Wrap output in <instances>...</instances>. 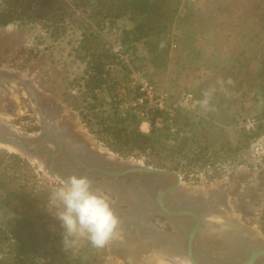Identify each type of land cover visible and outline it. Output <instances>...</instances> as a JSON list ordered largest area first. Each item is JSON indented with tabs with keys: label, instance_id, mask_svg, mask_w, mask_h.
<instances>
[{
	"label": "rangeland",
	"instance_id": "1",
	"mask_svg": "<svg viewBox=\"0 0 264 264\" xmlns=\"http://www.w3.org/2000/svg\"><path fill=\"white\" fill-rule=\"evenodd\" d=\"M206 7L207 0H182L179 14L186 16L191 11L204 10ZM232 14L228 12L227 15L232 17ZM115 24L116 30L102 32L104 43L112 49L122 46L128 59L121 41L125 35L122 30L130 28L131 23L123 17ZM248 25L246 21L243 27ZM244 30L249 32L248 29ZM80 39L81 31L76 27H70L58 39L53 38L42 23L16 22L0 27V130L8 137H37L48 129L67 145H83L86 151L105 161L149 166L146 156H127L112 150L94 133L98 124L84 122L80 94L83 90L81 78L85 75L87 64L79 58ZM172 43L168 63L164 67H155L145 59V53L141 51L142 44H137L141 57L145 59H142L141 64L147 74L141 72L157 85L159 92L170 91L174 99H178L183 92L194 94L205 83L211 94L225 92L232 95L230 109L223 123L212 120L213 108L205 103L203 91L200 94L204 98L203 103L196 109L190 106L178 109L183 115L187 113L186 116L194 123L201 121V126H204L203 130L209 139L202 137L200 141L209 146L205 157L209 159L210 165H198L189 175L181 167L177 172L182 178L177 194L214 201L213 211L203 216V236L211 245L229 247L236 240L244 238L264 248V128L261 126L264 119L260 118L264 99L259 92L260 58L254 57V50L241 57L246 46L242 36L234 29L225 33L218 46H213L211 55L196 62H193L192 43L182 42V47L176 41ZM125 46L130 47L131 43H125ZM113 69L119 79L126 80V92L119 87V91L129 98L125 101L135 100L137 92L124 77L125 71L116 65ZM177 111L173 116L163 113L167 119L164 120L162 115V127L169 123L172 131H177L179 126L174 122ZM137 126L146 134L152 128L144 124L141 118ZM146 128L147 132L144 131ZM197 132H201L200 127ZM244 133H256V136L245 141ZM182 135L194 138V134L186 133V130ZM49 145L57 149L55 143L50 142ZM237 147L238 150H235ZM194 148L200 152L196 146ZM0 168L1 172L6 171L15 181L25 183L33 196H38L37 211L42 215L44 227L51 232V237L47 251L35 257L36 264H60L62 255L75 264H192L189 257L177 247L176 236L144 241L137 249L129 251L123 245L131 235L123 233H118L103 248L92 246L86 238L66 246L64 230L56 218L62 206L54 199L61 179L50 172L49 163L18 147L0 143ZM95 180L98 182L101 179ZM101 191L108 199L115 201L113 191ZM127 207L122 205V208ZM12 217L9 208L0 209V229L9 235L8 241L0 244L1 260L14 255L16 239L8 232V222ZM116 217L119 220L117 229H123L127 222L125 216ZM146 226L171 233L176 231L169 220L160 214H154L146 220Z\"/></svg>",
	"mask_w": 264,
	"mask_h": 264
},
{
	"label": "trees",
	"instance_id": "2",
	"mask_svg": "<svg viewBox=\"0 0 264 264\" xmlns=\"http://www.w3.org/2000/svg\"><path fill=\"white\" fill-rule=\"evenodd\" d=\"M234 1L207 0L204 10L181 16L182 0H1L0 27L16 22L42 23L55 39L65 35L70 27L80 29L79 58L87 64L85 75L81 78L83 90L80 94L84 122L98 124L94 133L115 152L146 156L149 158L147 164L159 169L178 172L183 167L189 175L198 165H210L205 157L209 146L200 141L202 137L209 139L201 121L196 124L186 116L187 113L183 115L178 110L174 119L179 126L176 132L172 131L169 123L162 128L157 127L152 119L150 133H143L137 126L139 117L131 111H123L119 106L129 98L119 91L120 87L126 92V80L119 79L113 68L120 66L128 81L133 70H140L146 75L138 43L142 44L145 59L155 67L167 65L173 41L180 46L185 41L192 43L193 62L204 60L213 53V46H218L225 33L234 29L242 36L246 46L241 57L254 50V57L260 58L259 92L264 99V0ZM228 12H233L232 17L227 15ZM123 17L131 23L130 28L122 30L125 35L121 41L128 64L122 63L114 50L107 47L102 34L103 31L116 30L115 22ZM246 21L249 25L244 28ZM128 42L130 47L125 46ZM201 91L205 93L206 104L213 108L212 120L223 123L232 95L225 92L211 94L203 83L194 93L196 103L192 109L203 103ZM163 113L166 120L167 115ZM260 118L264 119V108ZM261 126L264 128V124ZM199 127L201 132L196 133ZM184 130L194 134V138L184 137ZM255 136L256 133H244L243 140L248 141ZM194 146L200 152H196ZM38 204V196H33L25 183L15 181L0 168V209L9 208L12 211L8 232L16 239L14 255L6 260L0 259V264H36L35 257L47 251L51 232L44 227L42 215L37 211ZM8 239V233L0 229V244ZM72 263L62 255L60 264Z\"/></svg>",
	"mask_w": 264,
	"mask_h": 264
},
{
	"label": "water",
	"instance_id": "3",
	"mask_svg": "<svg viewBox=\"0 0 264 264\" xmlns=\"http://www.w3.org/2000/svg\"><path fill=\"white\" fill-rule=\"evenodd\" d=\"M50 142L55 143L57 149H53ZM0 143L45 159L50 172L60 179L71 175L87 177L94 191H113L116 199H108L110 207L115 216L123 215L127 221L123 229H117V233L131 235L123 245L127 251L137 249L145 241V236L150 238L147 242L176 236L179 238L177 247L189 257L192 264H254L257 258L264 256L263 247L244 238L236 240L229 247L208 243L203 236V216L213 211L215 203L178 195L182 178L175 171L105 161L86 151L83 145H67L48 129L37 137H8L0 130ZM58 157L61 160L57 161ZM95 178L101 180L97 182ZM122 205L129 207L122 208ZM154 214L164 215L175 227L176 233L144 230V222ZM190 225H193V230L188 233L186 227ZM195 237H198L197 251L193 248ZM201 248L212 257V262L203 261Z\"/></svg>",
	"mask_w": 264,
	"mask_h": 264
},
{
	"label": "clouds",
	"instance_id": "4",
	"mask_svg": "<svg viewBox=\"0 0 264 264\" xmlns=\"http://www.w3.org/2000/svg\"><path fill=\"white\" fill-rule=\"evenodd\" d=\"M59 185L54 199L62 207L56 218L64 230L66 246L86 238L92 246L103 248L118 235L119 220L110 207L108 197L99 189L94 191L89 178L71 175L59 180Z\"/></svg>",
	"mask_w": 264,
	"mask_h": 264
},
{
	"label": "built area",
	"instance_id": "5",
	"mask_svg": "<svg viewBox=\"0 0 264 264\" xmlns=\"http://www.w3.org/2000/svg\"><path fill=\"white\" fill-rule=\"evenodd\" d=\"M122 63L128 64L129 60L125 57L122 46L113 49ZM129 83L137 92V98L133 101H122L119 106L123 111H131L135 113L139 119L144 120V124L151 125L154 119L156 126L162 127L164 120L162 113L173 116L179 108H192L196 100L191 92H183L178 99H174V95L167 90H158L157 85L150 81L139 70H133L129 75ZM172 119H170V122ZM251 124L248 125L250 128Z\"/></svg>",
	"mask_w": 264,
	"mask_h": 264
},
{
	"label": "flooded vegetation",
	"instance_id": "6",
	"mask_svg": "<svg viewBox=\"0 0 264 264\" xmlns=\"http://www.w3.org/2000/svg\"><path fill=\"white\" fill-rule=\"evenodd\" d=\"M192 219V218H191ZM144 230H146V231H151V232H168V231H165V230H163V229H150L149 227H145L144 228ZM186 230H187V232L188 233H191V231L193 230V225H190L188 228L186 227ZM185 231V230H184ZM201 232V231H200ZM171 233V232H170ZM176 233V231L175 232H173V234H175ZM135 235V234H134ZM173 237H175V236H173ZM145 238V241H147V240H150V238H148V237H144ZM159 239H162V238H159ZM159 239H157V240H159ZM184 241V240H183ZM198 241V237H195L194 238V243H193V248L195 249V251H197V244H196V242ZM144 242V241H143ZM178 242H179V238H178ZM201 250H202V252H201V256H202V258H203V261L204 262H207V263H210V262H212V257H210V255L208 254V252H206V251H204L202 248H201ZM254 264H264V256H260L259 258H257V260L255 261V263Z\"/></svg>",
	"mask_w": 264,
	"mask_h": 264
},
{
	"label": "bare ground",
	"instance_id": "7",
	"mask_svg": "<svg viewBox=\"0 0 264 264\" xmlns=\"http://www.w3.org/2000/svg\"><path fill=\"white\" fill-rule=\"evenodd\" d=\"M147 129H148V128H146V130H144V131H146V132H147ZM11 146H12V145H11ZM11 149H12V147H11ZM236 254H237V253H236ZM236 254H235V255H236ZM235 255H234V256H235ZM187 260H188V259H187ZM186 263H187V262H186ZM188 263H189V262H188Z\"/></svg>",
	"mask_w": 264,
	"mask_h": 264
}]
</instances>
